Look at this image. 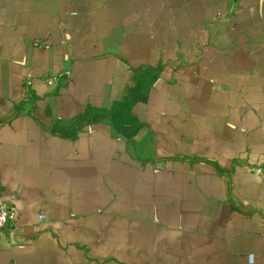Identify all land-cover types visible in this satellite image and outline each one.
<instances>
[{"label":"crops","instance_id":"0c3cea01","mask_svg":"<svg viewBox=\"0 0 264 264\" xmlns=\"http://www.w3.org/2000/svg\"><path fill=\"white\" fill-rule=\"evenodd\" d=\"M263 147L264 0H0V264H264Z\"/></svg>","mask_w":264,"mask_h":264},{"label":"trees","instance_id":"16d2710c","mask_svg":"<svg viewBox=\"0 0 264 264\" xmlns=\"http://www.w3.org/2000/svg\"><path fill=\"white\" fill-rule=\"evenodd\" d=\"M147 81L144 74L135 73L122 101L110 110L100 109L95 113L87 112L78 116L68 129L61 130V134L74 138L85 125L110 119L118 132L132 137L138 126L133 123V117L130 116L129 111L133 104L147 98Z\"/></svg>","mask_w":264,"mask_h":264},{"label":"built area","instance_id":"2783aa9c","mask_svg":"<svg viewBox=\"0 0 264 264\" xmlns=\"http://www.w3.org/2000/svg\"><path fill=\"white\" fill-rule=\"evenodd\" d=\"M62 78H63L62 74L52 73L43 76L42 80L49 87H56L58 86ZM263 151H264V147H263ZM259 176L264 182V165L259 171ZM14 219H15V212L9 205H7L0 191V231L6 229L9 226V224L13 222Z\"/></svg>","mask_w":264,"mask_h":264}]
</instances>
